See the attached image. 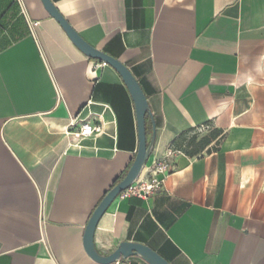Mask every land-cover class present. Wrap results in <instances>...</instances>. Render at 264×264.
<instances>
[{
    "label": "crops",
    "instance_id": "1",
    "mask_svg": "<svg viewBox=\"0 0 264 264\" xmlns=\"http://www.w3.org/2000/svg\"><path fill=\"white\" fill-rule=\"evenodd\" d=\"M52 1L147 96L156 137L142 175L174 152L162 190L109 206L97 250L136 242L171 264H264V0ZM85 122L101 132L81 137ZM191 128L219 130L218 149H177ZM138 147L120 74L85 55L41 0H0V264H103L85 249L86 226Z\"/></svg>",
    "mask_w": 264,
    "mask_h": 264
},
{
    "label": "water",
    "instance_id": "2",
    "mask_svg": "<svg viewBox=\"0 0 264 264\" xmlns=\"http://www.w3.org/2000/svg\"><path fill=\"white\" fill-rule=\"evenodd\" d=\"M45 10L54 18L64 29L71 41L89 58L104 62L113 67L122 77L127 86L136 107L138 120L139 147L132 165L126 175L116 183L104 196L92 213L85 231V249L87 253L97 262L103 264L116 263L128 259L132 256L143 258L149 264H171L154 249L145 244L136 242H122L111 254L100 253L94 241L95 231L104 213L108 210L113 201L126 189L132 186L142 175L146 168L155 146V132L150 140L147 136V116L153 123L154 118L150 105L139 81L132 71L119 59L107 54L106 52L88 43L67 18L55 6L52 0H41ZM155 130V123H154Z\"/></svg>",
    "mask_w": 264,
    "mask_h": 264
},
{
    "label": "built area",
    "instance_id": "3",
    "mask_svg": "<svg viewBox=\"0 0 264 264\" xmlns=\"http://www.w3.org/2000/svg\"><path fill=\"white\" fill-rule=\"evenodd\" d=\"M101 130V126L85 122L80 127L78 134L81 137H88L95 133H100ZM173 153V151H169L164 158L154 161L146 172V175H141V177L132 186L120 194L121 197L128 198L136 196L146 199L162 190L166 178L174 170V164L170 159V156ZM117 264L124 263L117 262Z\"/></svg>",
    "mask_w": 264,
    "mask_h": 264
},
{
    "label": "trees",
    "instance_id": "4",
    "mask_svg": "<svg viewBox=\"0 0 264 264\" xmlns=\"http://www.w3.org/2000/svg\"><path fill=\"white\" fill-rule=\"evenodd\" d=\"M147 123H149L148 117ZM222 138L223 136L219 130H213L209 134L199 137L198 131L191 128L183 131L173 144L177 149L187 153L188 155L196 156L205 150H207V152L217 150ZM215 140H217L216 143L212 147H209ZM122 179L123 178L117 180L116 183Z\"/></svg>",
    "mask_w": 264,
    "mask_h": 264
}]
</instances>
